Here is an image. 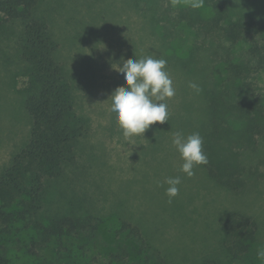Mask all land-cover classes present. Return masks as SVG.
<instances>
[{
  "label": "rangeland",
  "instance_id": "1",
  "mask_svg": "<svg viewBox=\"0 0 264 264\" xmlns=\"http://www.w3.org/2000/svg\"><path fill=\"white\" fill-rule=\"evenodd\" d=\"M164 3L173 10L171 18L189 6L186 0L175 8L171 0ZM228 3L233 20L264 21V0ZM144 7L145 0H41L35 9L59 42L57 57L74 83L77 110L87 118L89 133L78 143L74 163L47 183L40 215L19 223V230L8 236L10 264H264L256 255L264 247V141L244 153L257 173L242 192L218 185L202 165L188 178L179 171L183 160L172 145L178 131L185 137L200 128L201 137L206 132L207 89L220 79L226 51L213 53L214 45L191 27L175 28L182 38L168 37L169 23H154ZM23 42L21 20L0 26V174L31 136L33 121L25 106L30 66L22 56ZM195 47H200L199 70L189 73L175 59L190 57ZM122 57L165 59L175 88V96L166 101L169 121L129 138L134 145H128L108 101L125 85L124 74L111 67L116 62L122 66ZM253 80L264 97V70ZM190 82L202 91L197 94ZM176 176L182 183L169 203L166 180ZM230 215L256 225L254 242L242 256L228 249L225 223ZM64 216L74 219L77 230L42 243L35 219L47 225ZM123 221L140 227L141 236H129Z\"/></svg>",
  "mask_w": 264,
  "mask_h": 264
},
{
  "label": "trees",
  "instance_id": "2",
  "mask_svg": "<svg viewBox=\"0 0 264 264\" xmlns=\"http://www.w3.org/2000/svg\"><path fill=\"white\" fill-rule=\"evenodd\" d=\"M165 1L145 0L143 10L154 23H169L165 25L168 37L182 38L175 28L191 27L214 45L213 53L226 51L223 67L218 69L220 79L211 81L207 89L208 125L202 138L208 163L202 167L218 185L245 191L257 170L245 162L244 153L256 150L264 141V97L253 80L264 70V21L233 20L228 0H205L202 10L178 8L171 18L173 10ZM40 2L0 0V26L10 19L24 25L22 56L30 66L25 106L33 121L28 143L0 174V264H10L8 236L19 230V223L40 215L47 183L74 163L78 143L89 133L87 118L77 110L74 83L57 57L59 42L47 21L34 15ZM237 46L241 47L238 53ZM199 50L195 47L188 58L176 55V65L189 73L198 72ZM33 227L42 243L61 240L77 230L69 216L53 218L47 225L35 219ZM225 228L230 254L247 253L256 236L255 222L230 215ZM122 229L129 236H141L140 227L128 221H123Z\"/></svg>",
  "mask_w": 264,
  "mask_h": 264
},
{
  "label": "clouds",
  "instance_id": "3",
  "mask_svg": "<svg viewBox=\"0 0 264 264\" xmlns=\"http://www.w3.org/2000/svg\"><path fill=\"white\" fill-rule=\"evenodd\" d=\"M179 0H171L173 8ZM192 9H200L205 0H186ZM112 63L114 71L124 74L125 85L117 87L108 101L111 102V112L115 114L116 122L126 140L135 136H143L151 125L169 121L167 100L175 96L173 80L165 70L167 61L163 58L146 57L141 59H124ZM189 88L199 94L202 89L196 83H189ZM128 145H134L130 142ZM172 145L179 152L183 163L179 171L188 178L195 175V167L208 163L203 151V138L198 132L185 137L176 132L172 137ZM169 187L165 194L169 203L179 194L181 176L168 178ZM256 255L264 260V247L258 248Z\"/></svg>",
  "mask_w": 264,
  "mask_h": 264
}]
</instances>
